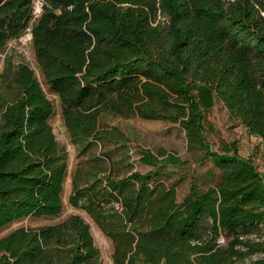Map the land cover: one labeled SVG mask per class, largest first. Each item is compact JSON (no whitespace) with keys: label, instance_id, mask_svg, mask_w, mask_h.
<instances>
[{"label":"trees","instance_id":"1","mask_svg":"<svg viewBox=\"0 0 264 264\" xmlns=\"http://www.w3.org/2000/svg\"><path fill=\"white\" fill-rule=\"evenodd\" d=\"M35 1L0 0V51L30 28L42 75L21 61L0 82V230L64 207L68 152L45 83L84 150L128 140L104 114L186 133L190 158L141 147L147 171L117 177L104 156L76 170L70 200L114 240V264H264V172L236 141L214 149L206 135L221 103L264 148V0H44L38 15ZM192 164L210 166L203 177L191 169L180 197L169 169ZM0 264L103 262L72 214L1 236Z\"/></svg>","mask_w":264,"mask_h":264},{"label":"rangeland","instance_id":"2","mask_svg":"<svg viewBox=\"0 0 264 264\" xmlns=\"http://www.w3.org/2000/svg\"><path fill=\"white\" fill-rule=\"evenodd\" d=\"M44 1V0H42ZM40 12L36 13L38 15ZM21 61L28 62L42 80L41 71L35 57L32 33L30 28L20 37L12 39L4 50L0 51V82L5 80L6 72H10L13 65ZM48 96L53 100L54 113L51 123L57 139L68 152V174L64 183L63 201L64 207L60 214L50 217L29 216L16 220L0 230V237L20 226H38L42 224L61 221L72 214L81 215L91 226L96 245L102 254L103 264H114L113 252L114 240L108 236L94 217L82 206L74 205L71 200L73 192V177L78 168L87 169L99 156L108 158L103 161L104 166L111 167L117 177L125 176L135 170L147 171L149 166L140 161L139 150L141 147L156 150L158 147H166L169 151L178 152L185 158H190L187 136L179 124L164 120L147 119L139 116L124 117L114 114H104L102 123L106 127L118 126L128 136L125 142H94L87 150L83 144L73 141L64 122L60 100L54 92L50 91L44 83ZM206 135L214 149L222 147L232 141H236L241 154L252 156L264 172V148L259 138L248 132L245 127L230 118L229 112L221 104L217 103L208 113ZM93 158V159H92ZM209 164L204 166L192 164L188 168H176L171 170L169 181L182 178L179 186V195L182 197L187 191L190 179L193 175L191 169L202 176L209 170ZM166 175V173H165ZM201 177V178H202Z\"/></svg>","mask_w":264,"mask_h":264},{"label":"built area","instance_id":"3","mask_svg":"<svg viewBox=\"0 0 264 264\" xmlns=\"http://www.w3.org/2000/svg\"><path fill=\"white\" fill-rule=\"evenodd\" d=\"M43 7V1L42 0H36L34 4V13L41 12Z\"/></svg>","mask_w":264,"mask_h":264}]
</instances>
